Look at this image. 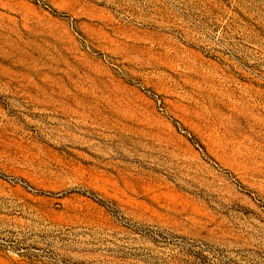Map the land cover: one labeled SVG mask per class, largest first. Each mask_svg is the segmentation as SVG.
I'll return each mask as SVG.
<instances>
[{
    "label": "rangeland",
    "instance_id": "374dc122",
    "mask_svg": "<svg viewBox=\"0 0 264 264\" xmlns=\"http://www.w3.org/2000/svg\"><path fill=\"white\" fill-rule=\"evenodd\" d=\"M0 264H264V0H0Z\"/></svg>",
    "mask_w": 264,
    "mask_h": 264
}]
</instances>
